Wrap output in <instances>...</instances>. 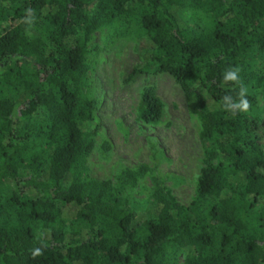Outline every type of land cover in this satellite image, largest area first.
<instances>
[{
    "label": "trees",
    "instance_id": "obj_1",
    "mask_svg": "<svg viewBox=\"0 0 264 264\" xmlns=\"http://www.w3.org/2000/svg\"><path fill=\"white\" fill-rule=\"evenodd\" d=\"M117 23L134 24L141 43L125 81L167 73L198 122L188 204L164 185L150 139L151 164L87 175L94 39ZM257 93L264 0H0V264H264ZM241 99L247 110L230 108ZM161 111L153 85L142 86L137 119L154 125Z\"/></svg>",
    "mask_w": 264,
    "mask_h": 264
},
{
    "label": "rangeland",
    "instance_id": "obj_2",
    "mask_svg": "<svg viewBox=\"0 0 264 264\" xmlns=\"http://www.w3.org/2000/svg\"><path fill=\"white\" fill-rule=\"evenodd\" d=\"M186 16L185 12L180 13L182 20ZM138 33L132 23H117L113 29L95 35L94 42L99 49L93 57L85 91L99 100V106L95 112L93 148L85 160L87 175L110 178L120 167L151 164L150 139L162 151L156 163L158 171L170 175L164 185L176 201L185 205L193 196L200 168L199 125L187 113L184 96L167 73L137 74L131 81H125L140 60ZM144 85H153L155 95L162 102L159 122L154 125L137 119L136 105ZM255 111L264 121V98L259 93ZM258 144L264 152V138ZM143 185L149 186L147 178ZM138 197L142 202L145 200L142 195Z\"/></svg>",
    "mask_w": 264,
    "mask_h": 264
},
{
    "label": "clouds",
    "instance_id": "obj_3",
    "mask_svg": "<svg viewBox=\"0 0 264 264\" xmlns=\"http://www.w3.org/2000/svg\"><path fill=\"white\" fill-rule=\"evenodd\" d=\"M238 77H237V74L236 72H230L229 74V79L230 80H236ZM240 95L243 97L244 95V90L241 89V93ZM249 107V104H248V101L246 99H241L240 103L239 104H235L234 106H230V108H238L240 110H247V108ZM39 251V250H37Z\"/></svg>",
    "mask_w": 264,
    "mask_h": 264
}]
</instances>
